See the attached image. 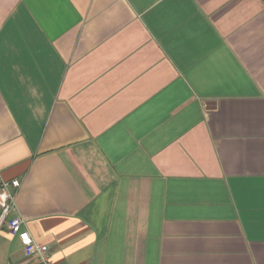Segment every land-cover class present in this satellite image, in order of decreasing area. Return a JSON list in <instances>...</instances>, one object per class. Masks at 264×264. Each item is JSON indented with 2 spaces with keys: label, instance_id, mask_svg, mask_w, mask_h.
I'll return each mask as SVG.
<instances>
[{
  "label": "crops",
  "instance_id": "crops-1",
  "mask_svg": "<svg viewBox=\"0 0 264 264\" xmlns=\"http://www.w3.org/2000/svg\"><path fill=\"white\" fill-rule=\"evenodd\" d=\"M13 180L52 264H264V0H0Z\"/></svg>",
  "mask_w": 264,
  "mask_h": 264
},
{
  "label": "built area",
  "instance_id": "built-area-1",
  "mask_svg": "<svg viewBox=\"0 0 264 264\" xmlns=\"http://www.w3.org/2000/svg\"><path fill=\"white\" fill-rule=\"evenodd\" d=\"M20 185L19 180L0 183V226L5 225L8 232L21 241L26 256L36 264H52L50 247L35 241L27 228L26 219L17 214L13 191Z\"/></svg>",
  "mask_w": 264,
  "mask_h": 264
}]
</instances>
